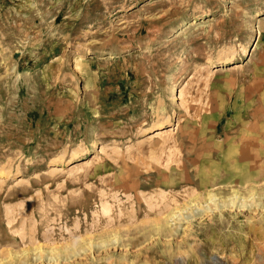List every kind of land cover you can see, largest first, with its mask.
Segmentation results:
<instances>
[{"label": "rangeland", "instance_id": "374dc122", "mask_svg": "<svg viewBox=\"0 0 264 264\" xmlns=\"http://www.w3.org/2000/svg\"><path fill=\"white\" fill-rule=\"evenodd\" d=\"M262 109L264 0H0V264H264Z\"/></svg>", "mask_w": 264, "mask_h": 264}, {"label": "crops", "instance_id": "0c3cea01", "mask_svg": "<svg viewBox=\"0 0 264 264\" xmlns=\"http://www.w3.org/2000/svg\"><path fill=\"white\" fill-rule=\"evenodd\" d=\"M256 127V130H261V131H264V109H262V113L260 115V119L258 121V123L255 125ZM254 128V129H255ZM253 158V157H252Z\"/></svg>", "mask_w": 264, "mask_h": 264}, {"label": "bare ground", "instance_id": "6f19581e", "mask_svg": "<svg viewBox=\"0 0 264 264\" xmlns=\"http://www.w3.org/2000/svg\"><path fill=\"white\" fill-rule=\"evenodd\" d=\"M237 65H240V64H237ZM158 133V132H157ZM160 134V133H159ZM198 168V167H197ZM198 170V169H197ZM149 199V198H148ZM167 210V209H166Z\"/></svg>", "mask_w": 264, "mask_h": 264}]
</instances>
